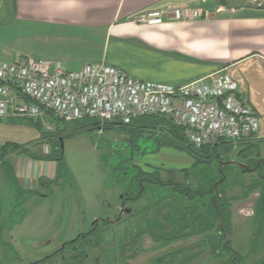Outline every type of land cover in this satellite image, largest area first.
<instances>
[{"label":"rangeland","instance_id":"rangeland-1","mask_svg":"<svg viewBox=\"0 0 264 264\" xmlns=\"http://www.w3.org/2000/svg\"><path fill=\"white\" fill-rule=\"evenodd\" d=\"M226 4L264 6V0H219L215 6ZM258 97L264 102L263 90L259 89ZM261 116L262 138H257V134L233 145L231 161L249 165L245 157L254 159L257 154L264 159L262 109L259 118ZM4 123L11 122L4 120ZM77 125L55 119L49 120V125H43L46 131H64L63 134L69 135L60 140L66 169L59 170V178L41 181L43 183L33 192L12 189L6 193L2 191L5 185L2 183L7 170L0 168V264H219L204 243L205 236L215 235L220 225L215 217L204 219L207 209L202 206L207 198L191 204L181 196L184 206L199 220L198 227L208 228L202 236L191 235L194 225L177 201L171 199L159 205L153 202L166 195H174L180 200L173 190H178L181 185L207 191L213 176H217L216 163L199 166L187 177L179 171L169 170L163 163L178 169L188 167L194 160L187 154L184 156V152L169 148L161 149L162 154L155 157L160 151L156 153L158 147L150 134L138 139L139 149H133L128 135L120 132L118 126L100 131ZM35 132L23 134V140H30ZM17 135L21 134L11 133L10 136L16 138ZM31 149L36 154L51 152L45 144H37ZM134 166L147 172H159L165 184L172 178L173 184L165 190L152 188L149 195L138 200L140 191L133 195L135 188L128 186L136 172ZM254 176H245L246 185L254 181ZM228 178L223 189L227 198L234 199L226 225L233 231V249L246 259L245 264H253L255 252L250 245L253 246L256 238L255 205L260 192L264 191V184L252 192L248 189L245 192V185L236 180L235 173L228 172ZM120 196H124V200L125 197L135 198V201H124V214L119 219ZM125 209L131 212L125 213ZM200 216L203 218L199 219ZM94 223L97 227L92 230ZM74 241L77 244L73 245ZM63 247L66 252L61 253ZM73 248H76L74 252L70 250Z\"/></svg>","mask_w":264,"mask_h":264},{"label":"crops","instance_id":"crops-1","mask_svg":"<svg viewBox=\"0 0 264 264\" xmlns=\"http://www.w3.org/2000/svg\"><path fill=\"white\" fill-rule=\"evenodd\" d=\"M216 1L0 0V64L32 57L79 71L104 63L143 82L171 87L224 71L259 115L264 110L258 97L259 89L264 91V6H215ZM167 5L198 8L207 15L154 26L131 22L138 13ZM30 130L35 132L29 126L0 121V146L37 140L38 132L23 140V134H32ZM11 133L21 135L11 138ZM260 133L257 138H262ZM161 154L162 150L154 156ZM193 163L178 169L163 165L179 171L191 169ZM0 168L8 172L2 183L6 193L33 192L41 181L58 176L56 162L25 156H11L8 166L0 164Z\"/></svg>","mask_w":264,"mask_h":264},{"label":"built area","instance_id":"built-area-1","mask_svg":"<svg viewBox=\"0 0 264 264\" xmlns=\"http://www.w3.org/2000/svg\"><path fill=\"white\" fill-rule=\"evenodd\" d=\"M207 12L167 5L138 13L131 22L163 25L200 20ZM66 123L96 120L101 124L148 116L169 118L196 150L247 141L260 131V118L240 96L238 83L226 72L182 87L138 80L104 63L67 71L51 60L25 58L0 64V121L50 117Z\"/></svg>","mask_w":264,"mask_h":264},{"label":"trees","instance_id":"trees-1","mask_svg":"<svg viewBox=\"0 0 264 264\" xmlns=\"http://www.w3.org/2000/svg\"><path fill=\"white\" fill-rule=\"evenodd\" d=\"M55 119L52 116L50 117V120ZM58 120V119H55ZM11 123H17L21 125H26L29 127L36 128L37 132L39 133V138L34 141H30L25 144H16L12 142L5 143L4 145L0 146V164L8 166V158L11 156H25L31 159L35 160H42V161H53L56 162L58 165V176L59 178V170L66 169L65 167V161H64V155L63 150L60 146V140L62 138L67 139L69 138V135L63 134L62 131H53L49 132L44 130L43 125L40 121L35 120H9ZM68 125L72 124H78L77 126L79 128H87L88 130H109L114 128V126H118V129L120 132L128 135L131 145L133 146V149L136 147L139 149V146L136 144L137 140L148 136L150 134V137L153 138L154 143L158 147L159 152L163 148H170L177 151H181L189 155L193 160V166L191 169H183L179 170L181 174H184V176H189L190 171L193 169H196L199 166L205 165V164H211L212 162H215L219 168L220 171L217 172V176H213L211 186L208 187L207 191H200L195 190L194 188L187 187L182 191L181 194L178 193V191H174L173 193L178 195L179 199H175L174 195L172 196H162L160 198H156L154 202V205H159L163 202L170 201L171 199H174L179 203L181 207H183L184 211L188 216L191 218L192 225H194V228L191 227V235H205L208 231V228L205 230L201 227H198V221L192 216L189 208L187 206H184V201L181 198V196L185 197V200L187 199L189 203L194 204L197 200L206 199L207 202L202 206L207 209V214L204 219L208 220L210 217H215L217 222H220V225L217 226L215 235L212 236H205L204 243L208 246L210 249L212 255L214 258L218 261L219 264H245L246 259H243L234 249L232 245V239L231 236L233 235V231L227 227L226 223L229 222V219L231 217V200L232 198H227V193L223 189L225 183L229 180L228 178V172L229 173H235V178L240 183L243 182L245 185L244 191L246 192L247 189L250 190V192L257 189V187L264 184V181H256L254 183H250L246 185L245 176L250 175L251 173V167L252 164H249L247 167H241L236 164H232L230 161L229 156L233 153L234 146L230 143H222L219 145L207 147L201 150H196L193 147H190V145L186 142L185 138L183 137L181 130L173 125L172 121L169 118L161 117V116H148V117H142L137 118L132 121L130 124H122L120 122H107L104 124H101L99 121L96 120H82L78 122H72V123H66L64 121H60ZM37 144L42 145H49V148L51 149V152L48 155H45L44 153H33L31 147L35 146ZM136 148V149H137ZM251 148V147H250ZM137 151V150H136ZM246 155H244L245 157ZM132 159V158H131ZM131 162V161H130ZM252 162V161H251ZM254 164V163H253ZM131 166V165H130ZM136 169V172L131 177V183H128V186H132L135 188L134 192H132L133 195H135L138 192V200L149 195L150 189L154 188H161V189H167L169 184L163 183L159 172L152 171L147 172L144 171L139 166H134ZM10 168V167H9ZM133 168V167H132ZM238 170L236 171V169ZM262 168V167H260ZM178 172V171H177ZM118 173V172H117ZM124 175H128L126 172H122ZM215 177V178H214ZM217 177V179H216ZM220 184V185H219ZM182 186V185H181ZM128 190V187H127ZM130 192V191H129ZM260 198L257 201V204L255 205L256 208V238L254 240L252 252L255 253L252 254V258L254 259L253 264H264V253H262L264 249V191L260 192ZM229 196V195H228ZM153 205V206H154ZM201 207V206H200ZM263 212V214H261ZM263 217V218H262ZM203 217L200 216L199 219H202Z\"/></svg>","mask_w":264,"mask_h":264},{"label":"flooded vegetation","instance_id":"flooded-vegetation-1","mask_svg":"<svg viewBox=\"0 0 264 264\" xmlns=\"http://www.w3.org/2000/svg\"><path fill=\"white\" fill-rule=\"evenodd\" d=\"M179 152H181V151H179ZM245 161L248 163V164H252V165H254V166H252L251 167V173H250V175H255L254 176V181L252 182V183H254L255 181H256V183L258 182V181H264V173H262V171L264 170V159H260L259 158V155L257 154L256 155V157H254V159H251V158H247V157H245ZM252 161V162H251ZM232 164L234 163V164H236V165H238V166H241V167H247L248 165L247 164H245V163H236L235 161H230ZM215 163V162H214ZM254 163V164H253ZM260 167H262V168H260ZM238 170V168L236 169V171ZM260 170H262L261 172H259ZM217 171L219 172L220 171V168H219V166H218V169H217ZM239 171V170H238ZM170 172V171H169ZM171 173V172H170ZM171 180V182L169 183V185H171V184H173L172 183V178L170 179ZM176 185V184H175ZM220 185V184H219ZM187 187H184V185L181 187L180 186V188L177 190H175L174 189V191H178V193L179 194H181L182 193V191L184 190V189H186ZM121 197V200H122V202H121V208H120V217H119V219L121 218V216H122V214H124V201L125 200H128V201H135V198L134 199H131V198H126L125 197V200H124V196H120ZM126 210H128V209H125V213H127L126 212ZM96 227H97V225H96V223H94L93 225H92V230L93 229H96ZM198 236H202V235H198ZM73 245H75V244H77V242H75L74 241V243H72ZM70 250H72V252H74L75 250H76V248H73V249H70ZM69 250V251H70ZM63 251H65V249H64V247L62 248V250H61V253L63 252ZM66 252V251H65Z\"/></svg>","mask_w":264,"mask_h":264},{"label":"water","instance_id":"water-1","mask_svg":"<svg viewBox=\"0 0 264 264\" xmlns=\"http://www.w3.org/2000/svg\"><path fill=\"white\" fill-rule=\"evenodd\" d=\"M191 147V146H190ZM62 148H63V145H62ZM126 212L127 213H130L131 212V210L130 209H128V210H126Z\"/></svg>","mask_w":264,"mask_h":264}]
</instances>
